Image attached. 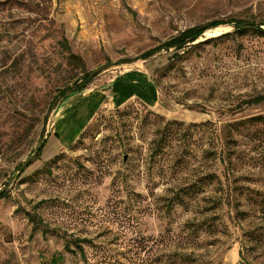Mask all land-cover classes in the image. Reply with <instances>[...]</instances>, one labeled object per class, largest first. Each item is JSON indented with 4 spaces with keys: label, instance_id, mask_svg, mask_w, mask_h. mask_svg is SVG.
Segmentation results:
<instances>
[{
    "label": "rangeland",
    "instance_id": "rangeland-1",
    "mask_svg": "<svg viewBox=\"0 0 264 264\" xmlns=\"http://www.w3.org/2000/svg\"><path fill=\"white\" fill-rule=\"evenodd\" d=\"M229 19L264 0H0V264H264V35L140 57Z\"/></svg>",
    "mask_w": 264,
    "mask_h": 264
},
{
    "label": "trees",
    "instance_id": "trees-1",
    "mask_svg": "<svg viewBox=\"0 0 264 264\" xmlns=\"http://www.w3.org/2000/svg\"><path fill=\"white\" fill-rule=\"evenodd\" d=\"M225 23H229V24H233V26L237 29V30H245L247 28H254L256 29L259 33H261L262 35H264V29H262L259 25H254L253 22H248V21H243V20H238V19H229L227 21L225 20H214L211 23L205 24V25H197V26H192L189 28H186L184 30H182L181 32H179L176 36L168 39L167 41L163 42L161 45L155 47L154 49H150L146 52H144L140 57L142 58H147L149 56H151L153 53L161 50V49H165V50H169L171 48L173 49H181L183 47H185L188 43H192L195 40H197L202 33L208 29V28H213V27H217L221 24H225ZM74 61L78 62V63H82V59L80 57L74 56ZM90 73H86L84 75V77H82V79L78 82H76L73 85H69L66 88L61 90V94H65L66 92H78L83 90L86 87V84L88 82V79L90 78L89 76ZM264 100V95H258L255 96L253 98L248 99L247 101H245L247 104H252V103H258L260 101ZM43 146V144H40L37 148L38 153L36 155L35 158L39 157V151L41 150V147ZM5 195V192L0 190V198L2 196ZM85 240L81 239L80 241H74L73 246L74 248H78L79 253L81 254V256L83 257V259H87L85 253V249H84V242ZM71 247V244L69 241H67L65 243V250L74 253L75 249ZM184 255H186L187 258H189L190 254L185 253ZM55 262V258L52 257L51 259V263ZM182 264V263H180Z\"/></svg>",
    "mask_w": 264,
    "mask_h": 264
},
{
    "label": "water",
    "instance_id": "water-1",
    "mask_svg": "<svg viewBox=\"0 0 264 264\" xmlns=\"http://www.w3.org/2000/svg\"><path fill=\"white\" fill-rule=\"evenodd\" d=\"M103 69H104V67H98V68L94 69L93 71H91L89 76L92 77L94 74L100 72ZM58 101H59V99H56L54 102V105H56L58 103Z\"/></svg>",
    "mask_w": 264,
    "mask_h": 264
}]
</instances>
